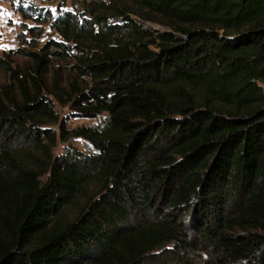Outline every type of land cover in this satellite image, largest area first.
<instances>
[{
  "label": "trees",
  "instance_id": "trees-1",
  "mask_svg": "<svg viewBox=\"0 0 264 264\" xmlns=\"http://www.w3.org/2000/svg\"><path fill=\"white\" fill-rule=\"evenodd\" d=\"M71 8L15 5L33 64L0 56V264H264V0ZM55 102L107 114L95 153L54 155Z\"/></svg>",
  "mask_w": 264,
  "mask_h": 264
},
{
  "label": "rangeland",
  "instance_id": "rangeland-1",
  "mask_svg": "<svg viewBox=\"0 0 264 264\" xmlns=\"http://www.w3.org/2000/svg\"><path fill=\"white\" fill-rule=\"evenodd\" d=\"M24 0H0V56L5 57L8 53H13V65L18 68H26L33 63L28 58L16 54L21 49L35 50L31 48L28 42L31 41L34 36L28 31L29 27H33L35 24L31 21H24L20 13L15 9V5ZM27 3L36 4L40 7L51 9L54 13L58 10H71V0H25ZM28 27V28H27ZM147 28L151 29L157 34H161L165 30L153 24H147ZM25 38V39H24ZM24 39V40H23ZM50 39H59L57 34H54L49 26L45 27V32L42 38L39 40V48L44 46ZM38 51V49L36 50ZM67 64L57 63L55 67L49 68L46 74L47 85L51 88L54 82L60 83L62 86L67 87L69 71L66 68ZM10 83L9 76L5 71L0 69V87ZM55 110L60 116V122L57 125L48 126L58 134V143L54 149V155L56 157L67 154L69 151H76L83 155H92L94 152L92 146L83 138L73 135V131L82 127H96L102 126L107 114H103L97 118H85L77 111L73 110L70 106H61L58 102H55ZM61 124L65 125V138L62 137ZM69 136V138H68ZM187 222L189 223L187 218ZM191 224V223H190ZM191 227V226H190ZM197 227V226H196ZM169 253L160 256L159 264H178L179 262L174 260Z\"/></svg>",
  "mask_w": 264,
  "mask_h": 264
}]
</instances>
